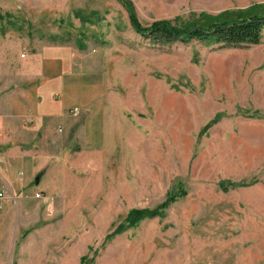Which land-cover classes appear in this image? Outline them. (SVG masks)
Returning a JSON list of instances; mask_svg holds the SVG:
<instances>
[{"label":"rangeland","instance_id":"obj_1","mask_svg":"<svg viewBox=\"0 0 264 264\" xmlns=\"http://www.w3.org/2000/svg\"><path fill=\"white\" fill-rule=\"evenodd\" d=\"M127 2L0 0V81L12 51L59 46L103 88L85 112L72 107L93 133L85 152L71 142L60 173L4 194L0 264H264V27L255 44L227 45L129 24L204 25L253 5L264 14V0ZM220 180L243 185L223 191ZM178 187L158 215L123 222Z\"/></svg>","mask_w":264,"mask_h":264},{"label":"crops","instance_id":"obj_2","mask_svg":"<svg viewBox=\"0 0 264 264\" xmlns=\"http://www.w3.org/2000/svg\"><path fill=\"white\" fill-rule=\"evenodd\" d=\"M73 56L59 46L41 47L22 57L10 54L0 81V189L6 197H24L23 189L39 171L35 185L52 166L60 173L71 142L79 144L77 153L85 152L83 139L93 133L85 129L80 113L71 116L69 111L79 105L85 112L103 88L95 79H80L79 60ZM12 165L16 171H10ZM45 182L38 190L46 189ZM7 205L4 197L0 217L7 216Z\"/></svg>","mask_w":264,"mask_h":264},{"label":"trees","instance_id":"obj_3","mask_svg":"<svg viewBox=\"0 0 264 264\" xmlns=\"http://www.w3.org/2000/svg\"><path fill=\"white\" fill-rule=\"evenodd\" d=\"M126 7H129L127 0H120ZM257 6V5H256ZM255 5L240 9L237 11H231L229 18L220 16L217 20L215 17H211V20L205 22L204 25L191 24L186 27H176L171 25L166 20H155L149 25H142L132 14H129V24L132 30L143 36H163L166 38H179L182 41L189 38L196 37L204 41L211 43H223L227 45H240V44H255L259 41L260 31L264 27V14H259L254 10ZM205 14L200 13V20ZM209 18V19H210ZM208 20V19H207ZM238 110V109H237ZM257 114L255 113L256 117ZM221 117V114H215L212 116L199 130V134L203 132L209 125L216 122ZM243 182H233L229 180L218 181V186L221 190L225 191L229 188H233L239 185H243ZM185 190L182 187H178L175 191L169 192L167 196L154 208H132L129 209L123 218V222L130 226L139 219L151 218L159 214V210L166 207L169 203L173 202L177 197L183 196ZM119 223L113 232L118 231L123 227L124 223ZM80 263L83 258H80ZM79 263V264H80Z\"/></svg>","mask_w":264,"mask_h":264},{"label":"built area","instance_id":"obj_4","mask_svg":"<svg viewBox=\"0 0 264 264\" xmlns=\"http://www.w3.org/2000/svg\"><path fill=\"white\" fill-rule=\"evenodd\" d=\"M71 115H76L77 114V110L75 108H72L70 111ZM35 196H39V194L35 193ZM4 198V192L2 189H0V201ZM0 208H1V204H0Z\"/></svg>","mask_w":264,"mask_h":264},{"label":"water","instance_id":"obj_5","mask_svg":"<svg viewBox=\"0 0 264 264\" xmlns=\"http://www.w3.org/2000/svg\"><path fill=\"white\" fill-rule=\"evenodd\" d=\"M33 180H34L35 183H37L38 176H35Z\"/></svg>","mask_w":264,"mask_h":264}]
</instances>
